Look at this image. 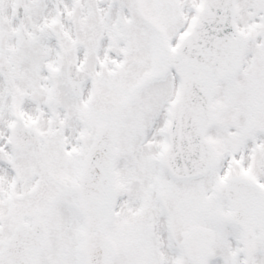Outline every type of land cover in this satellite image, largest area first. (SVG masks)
I'll use <instances>...</instances> for the list:
<instances>
[{
  "label": "snow or ice",
  "instance_id": "6c2138e0",
  "mask_svg": "<svg viewBox=\"0 0 264 264\" xmlns=\"http://www.w3.org/2000/svg\"><path fill=\"white\" fill-rule=\"evenodd\" d=\"M0 264H264V0H0Z\"/></svg>",
  "mask_w": 264,
  "mask_h": 264
}]
</instances>
